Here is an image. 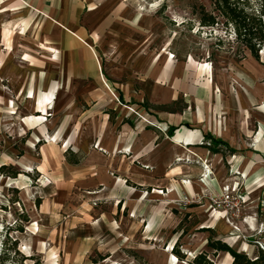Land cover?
I'll use <instances>...</instances> for the list:
<instances>
[{
    "label": "rangeland",
    "instance_id": "374dc122",
    "mask_svg": "<svg viewBox=\"0 0 264 264\" xmlns=\"http://www.w3.org/2000/svg\"><path fill=\"white\" fill-rule=\"evenodd\" d=\"M75 3L78 25L97 49L103 79L117 98L118 92L123 95L125 103H117L113 109L101 108V103L95 107L92 93L86 92L92 82L77 76L72 46L63 66L65 87L54 101L57 85L45 95L50 102L47 106L52 108H41L43 113L31 108L25 98H18L17 86L0 76V166H6L0 169V264H195L197 254L205 255L212 264H230L225 252L215 251L210 242L220 240L236 250L244 241L254 245V235L246 237L241 232L239 222L247 200L239 198L243 193L237 179L230 188L241 214L233 223L226 220L228 212L221 215L210 206L209 196L220 191H190L194 181H205L207 163L197 171L188 157L181 162L180 174L175 175L181 184L179 195L164 200H134L133 206L124 208L116 200L93 197L96 173L82 174L81 189L62 187L61 181L71 173L61 170L60 152L66 146L73 148L72 142L54 137L50 129L34 138L32 133L22 131L21 122L42 115L44 122L52 121L53 126L68 120L70 125L65 129H84L107 112L115 122L158 126L168 134L167 125L172 120L193 119L197 106L204 107L206 100H219L255 102L245 110L243 120L251 124L254 117L247 113L255 115L256 106L264 102V78L238 75L246 73L240 63L250 52L222 22L200 25V6L212 11V0ZM95 8L105 12L100 16ZM98 18L101 24L96 27ZM10 34V43L0 45V53L28 49L23 46L28 42L26 36L13 38ZM59 51L53 48V53ZM259 54L258 64L264 69V46ZM245 65L251 66L248 61ZM51 68V76L60 78V67ZM16 71L20 74V68ZM208 82L213 87L212 96L206 97ZM227 114L231 116L232 109L212 117L209 114L208 118L225 120ZM210 147L224 151L227 175L237 177V157L223 143H211ZM74 150H67L66 159L83 166L89 159L88 149ZM90 162L94 164L97 159L90 157ZM51 164L56 166L54 171L49 169ZM15 169L20 172L11 176ZM210 171L208 179L214 177ZM173 176L166 174L161 179L164 194L172 188Z\"/></svg>",
    "mask_w": 264,
    "mask_h": 264
},
{
    "label": "crops",
    "instance_id": "0c3cea01",
    "mask_svg": "<svg viewBox=\"0 0 264 264\" xmlns=\"http://www.w3.org/2000/svg\"><path fill=\"white\" fill-rule=\"evenodd\" d=\"M73 2L74 4L70 0H0V45L6 47V43H10L9 33H12L10 35L13 38L26 36L28 40L23 44L28 49L24 47L18 53H0V76L9 84H15L17 91H20L18 98H25L39 114L43 113L41 108L50 104L45 95L52 91V87L58 86L53 101L65 87L63 69L70 46L73 47L70 52L76 62L77 76L88 77L92 82L86 92L92 93L91 101L95 107L97 103H101L103 106L99 107L113 109L117 103H125L123 95L118 92L117 98L104 81L97 49L84 37V30L78 25L76 0ZM95 9H98L100 16L105 12L100 8ZM97 20L94 24L96 27L101 24V18ZM53 48L60 51L53 53ZM258 60L259 58L256 59L249 53L240 63L247 74L238 75L247 79H263L264 69L259 67ZM247 61L250 62V67L245 65ZM51 66L60 67V78L58 75L51 76ZM18 68L20 74L16 71ZM207 84L204 95L209 97L212 96L213 87L209 82ZM250 103L206 100L204 107L197 106L198 111L193 119L172 120L167 125L168 134L158 126L115 122L107 112L95 122L88 123V127L84 129L75 126L65 129L66 125H70L68 120L53 126L52 121H36L31 118H24L21 126L23 132L32 133L34 138L41 137L50 129L54 137H61L62 140L66 138L68 142H72L73 148L66 146L60 152L61 170L71 173L61 181L62 187L68 190L71 187L81 189L82 174L96 173L97 187L93 191V197L96 200H116L124 208L133 206L134 200H164L169 195H179L181 184L175 180V175L181 172L182 155L184 159L189 158L194 163L197 171H201L202 165L207 163L214 177L205 178L203 183L194 181L190 191H221L225 186L232 187L237 179L238 188L243 193L244 200H247L242 215L245 221L241 220L239 224L241 232L246 237H251L260 223L264 226V102L256 106L258 111L255 115L247 113L254 117L251 124L243 121ZM202 108L210 112L205 114ZM229 109H232V115L227 114L225 120L211 118L213 114ZM36 122L39 126H36ZM202 140H210L212 145L216 142L223 143L237 157V177L227 175L228 160L224 151L217 147L212 149L211 143L206 144ZM92 145V148L88 147ZM82 148L85 151L88 149L89 157L83 166L79 167L66 159L67 150ZM90 157L96 158L97 162L91 163ZM43 163L49 165L44 158ZM54 168L56 166L51 164L49 169L54 171ZM166 174L174 176L172 188H168L164 194V184H160V181ZM159 187L163 189L162 193L156 192ZM221 223L225 224V220L222 219ZM255 237L264 241V228ZM242 244L238 251L253 257L257 247L245 241Z\"/></svg>",
    "mask_w": 264,
    "mask_h": 264
},
{
    "label": "trees",
    "instance_id": "16d2710c",
    "mask_svg": "<svg viewBox=\"0 0 264 264\" xmlns=\"http://www.w3.org/2000/svg\"><path fill=\"white\" fill-rule=\"evenodd\" d=\"M252 1L257 3L256 6ZM212 4V11H207L203 6H200V25L214 26L222 22L225 27L231 29L235 40L254 58L258 59L259 51L264 46V0H212ZM5 167L3 164L0 169ZM19 172L18 169H15L10 175L16 176ZM210 246L215 251L228 252L232 256V264H264L262 249H257L256 254L250 257L245 252L238 251L220 240L210 242ZM193 262L195 264H212V261L202 254H197Z\"/></svg>",
    "mask_w": 264,
    "mask_h": 264
},
{
    "label": "built area",
    "instance_id": "2783aa9c",
    "mask_svg": "<svg viewBox=\"0 0 264 264\" xmlns=\"http://www.w3.org/2000/svg\"><path fill=\"white\" fill-rule=\"evenodd\" d=\"M233 191L234 190L231 189L230 187L225 186L223 190L218 192V194H211L209 196L210 206L213 208V211H215V213L224 215V212H228L229 216L226 217V220L229 223H233L232 220H234L241 214V206L238 205V202H234ZM239 198L240 200L245 199L244 195H240ZM241 220L245 221V218L242 216ZM235 228L238 229V226H235ZM263 228H264L263 224L260 223L253 235L261 234ZM253 243L258 249H262L264 251V241L261 240L259 237L256 238L254 236Z\"/></svg>",
    "mask_w": 264,
    "mask_h": 264
},
{
    "label": "bare ground",
    "instance_id": "6f19581e",
    "mask_svg": "<svg viewBox=\"0 0 264 264\" xmlns=\"http://www.w3.org/2000/svg\"><path fill=\"white\" fill-rule=\"evenodd\" d=\"M54 90H55V89H54ZM11 102H12V101H11ZM47 108H52V106H50V107L48 106ZM41 119H42V120H43V119L45 120V118H44L42 115H36V117L33 118V120H36V121L41 120ZM186 154H187V153H186ZM186 154H185V155H186ZM171 156H173V155H171ZM169 158H171V157H169ZM173 158H174V157H173ZM183 159H184V158H183ZM204 161H205V160H204ZM205 166H206V169H207V171H206L207 174L205 173V178L208 179V174H209L211 171H210V168H209L208 165H205ZM223 182H224V181H223ZM224 184H225V183H224ZM220 186H221V185H220ZM153 190H154V189H153ZM162 191H163V190H162ZM162 191L157 190L156 192H158V193H162ZM224 254L227 256L228 261L231 262V260H232V256H231L228 252H225Z\"/></svg>",
    "mask_w": 264,
    "mask_h": 264
}]
</instances>
